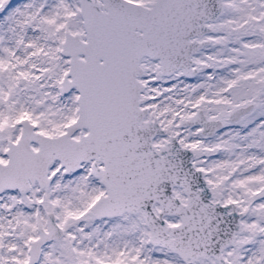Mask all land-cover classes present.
Segmentation results:
<instances>
[{
  "label": "snow or ice",
  "instance_id": "1",
  "mask_svg": "<svg viewBox=\"0 0 264 264\" xmlns=\"http://www.w3.org/2000/svg\"><path fill=\"white\" fill-rule=\"evenodd\" d=\"M0 264H264V0H0Z\"/></svg>",
  "mask_w": 264,
  "mask_h": 264
}]
</instances>
